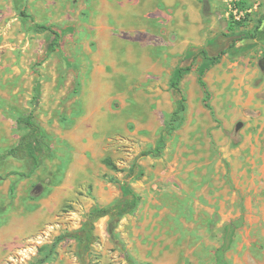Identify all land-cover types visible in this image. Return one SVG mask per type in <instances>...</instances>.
Returning a JSON list of instances; mask_svg holds the SVG:
<instances>
[{
    "label": "rangeland",
    "instance_id": "obj_1",
    "mask_svg": "<svg viewBox=\"0 0 264 264\" xmlns=\"http://www.w3.org/2000/svg\"><path fill=\"white\" fill-rule=\"evenodd\" d=\"M230 1L0 0V155L22 133L34 86L49 144L30 176L14 173L26 161L0 160V264L34 262L91 209L125 202L128 185L137 207L113 237L109 217L96 221L90 264H216L224 243L227 264H264V0H241L256 5L242 24ZM22 9L60 33L53 51L54 34ZM225 48L204 74L211 112L200 50ZM193 55L178 127L160 155L142 156L176 107L177 65ZM76 251L64 239L44 264H79Z\"/></svg>",
    "mask_w": 264,
    "mask_h": 264
},
{
    "label": "trees",
    "instance_id": "obj_2",
    "mask_svg": "<svg viewBox=\"0 0 264 264\" xmlns=\"http://www.w3.org/2000/svg\"><path fill=\"white\" fill-rule=\"evenodd\" d=\"M21 0H13L15 6H18ZM239 5L246 4L244 1L239 0L237 2ZM22 19L29 18L33 24L34 29L37 32L49 31L54 34L53 41L50 46V51H53L58 45L60 33L56 31L51 25L35 22L33 17L26 13L24 9L20 11ZM248 17L244 18L241 21H232L234 24H242ZM231 28V23L229 25ZM255 33H248L247 38H255ZM240 38L234 39L229 47H232L237 40ZM226 48L222 49L215 55H209L206 50H200V53L207 60L202 67L198 69V83L203 90V102L206 108L212 112V105L210 104L211 93L208 90L206 81L204 80V74L207 68L215 63L224 53ZM196 62V55H193L189 63L179 64L176 67L174 79L172 80L170 86L174 88L179 93L178 101L176 102L175 109L170 113L167 120L164 123L163 128L159 133L157 142L152 149H148L141 152V155H160L163 148L165 147V141L167 136L173 133V131L178 127L179 122L182 119L183 113L186 110V96L182 89L179 87L180 80L192 70L193 64ZM34 93L31 98V110L24 116L17 118V125L22 129L17 142L7 148V150L0 155V160L6 157H12L16 160L26 161L30 169L26 172H16L21 176H30L35 169H37L42 163V154L38 150H46L48 148V142L46 140L45 133L40 125L36 122L34 116V109L37 104L39 97L38 87L34 86ZM140 169V165L137 162H134L130 168L129 173H135L136 170ZM141 174V172H140ZM127 188V197L126 201L123 203H116L111 206H101L91 209L85 217V220L82 222L81 226L74 231H67L65 233L59 234L53 240L50 246L41 247V255L30 264H44L54 253L56 246L64 239L70 238L74 239L77 244L76 255L78 257L79 264H90L91 262V252L92 246L97 240V235L95 233V224L96 221L102 217H109L108 220V232L113 237L114 230L116 229L119 220L127 214H131L137 207L139 196L129 185ZM229 226V225H228ZM227 244H222L220 247L216 248L214 255L216 258V264H227L225 251L227 250ZM129 264H138L130 255L126 256Z\"/></svg>",
    "mask_w": 264,
    "mask_h": 264
},
{
    "label": "built area",
    "instance_id": "obj_3",
    "mask_svg": "<svg viewBox=\"0 0 264 264\" xmlns=\"http://www.w3.org/2000/svg\"><path fill=\"white\" fill-rule=\"evenodd\" d=\"M238 1H230L229 3V15L233 21H241L248 17L256 5L251 6L248 4L239 5Z\"/></svg>",
    "mask_w": 264,
    "mask_h": 264
},
{
    "label": "water",
    "instance_id": "obj_4",
    "mask_svg": "<svg viewBox=\"0 0 264 264\" xmlns=\"http://www.w3.org/2000/svg\"><path fill=\"white\" fill-rule=\"evenodd\" d=\"M261 65H262V67L264 68V59H262V61H261Z\"/></svg>",
    "mask_w": 264,
    "mask_h": 264
}]
</instances>
